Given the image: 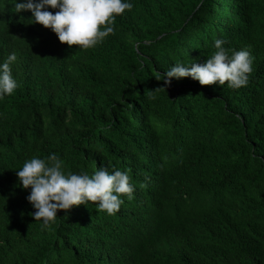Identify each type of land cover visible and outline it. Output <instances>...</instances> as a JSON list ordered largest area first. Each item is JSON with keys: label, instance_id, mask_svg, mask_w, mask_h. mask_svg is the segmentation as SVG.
I'll use <instances>...</instances> for the list:
<instances>
[{"label": "trees", "instance_id": "1", "mask_svg": "<svg viewBox=\"0 0 264 264\" xmlns=\"http://www.w3.org/2000/svg\"><path fill=\"white\" fill-rule=\"evenodd\" d=\"M130 2L82 50L0 0V63L16 54L18 85L0 100V264H264V0ZM215 39L250 53L246 86L164 85ZM49 154L65 172H127L132 198L42 230L16 172Z\"/></svg>", "mask_w": 264, "mask_h": 264}, {"label": "clouds", "instance_id": "2", "mask_svg": "<svg viewBox=\"0 0 264 264\" xmlns=\"http://www.w3.org/2000/svg\"><path fill=\"white\" fill-rule=\"evenodd\" d=\"M12 5L14 11L8 9L10 15L16 17L22 11H30L32 23L51 29L69 48L78 46L82 50L94 48L114 34L116 17L133 7L130 0H12ZM49 9L58 10L53 13ZM225 43L215 39V51L203 63H175L164 73V85L169 86L173 78L190 77L201 85L226 84L229 89L246 86L252 72L251 55L247 50L229 55ZM16 59L13 52L0 63V100L11 96L18 87L10 68ZM16 175L19 184L30 189L27 200L35 209L32 216L41 223L42 230L51 226L58 211L81 204H94L98 212L115 215L124 203L121 197L131 199L134 191L125 171L109 172L100 166L91 175L83 169L79 173L65 172L64 162L57 154L26 160Z\"/></svg>", "mask_w": 264, "mask_h": 264}]
</instances>
